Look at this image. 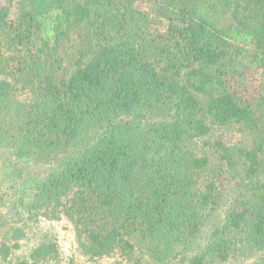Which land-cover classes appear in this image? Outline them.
<instances>
[{"label": "trees", "instance_id": "1", "mask_svg": "<svg viewBox=\"0 0 264 264\" xmlns=\"http://www.w3.org/2000/svg\"><path fill=\"white\" fill-rule=\"evenodd\" d=\"M136 1L14 0L13 22L0 4V184L18 194L0 260L27 222L62 218L89 260L228 264L264 247V81L256 104L239 90L264 74V0ZM230 126L246 144L215 132Z\"/></svg>", "mask_w": 264, "mask_h": 264}, {"label": "rangeland", "instance_id": "2", "mask_svg": "<svg viewBox=\"0 0 264 264\" xmlns=\"http://www.w3.org/2000/svg\"><path fill=\"white\" fill-rule=\"evenodd\" d=\"M0 4L4 5L9 10L10 21L13 22L17 16V9L15 7L14 0H0ZM137 6H147L145 0L136 1ZM157 28L163 30L166 26L165 19L159 18ZM264 74L261 70L251 69L245 78L241 79L239 90L253 103L256 102L261 94L262 83L264 81ZM243 80V81H242ZM218 132L225 142L229 146H242L246 144V138L243 132L239 131L236 126H230L223 129H218ZM33 170V168H29ZM18 194L14 192L6 185L0 184V236L4 231V225L12 220L16 219V207L15 200L18 198ZM224 203L229 202L228 198H225ZM225 205L223 203L217 208L214 215L211 218L210 223L216 222L221 214L222 208ZM7 220V223L4 222ZM212 225H206L203 229V235H206ZM202 235V236H203ZM1 238V237H0ZM55 242L57 245V256L53 260L42 261L38 264H129L121 260L116 256L101 258L96 260H89L84 256L77 244L73 226L66 218H62L60 221H38L27 222L26 224V236L21 241L19 250L15 251L7 261L0 260V264H34L29 258L31 249L40 243ZM168 264H180L179 262H171ZM228 264H264V247L258 249L247 255L246 257L240 256L234 259Z\"/></svg>", "mask_w": 264, "mask_h": 264}]
</instances>
